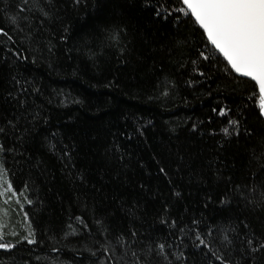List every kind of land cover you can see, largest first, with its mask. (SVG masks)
Masks as SVG:
<instances>
[{"label":"trees","instance_id":"1","mask_svg":"<svg viewBox=\"0 0 264 264\" xmlns=\"http://www.w3.org/2000/svg\"><path fill=\"white\" fill-rule=\"evenodd\" d=\"M20 3L0 0V26L13 37L0 36V126L7 129L0 162L17 192L27 185L32 203L0 197V223L15 243L27 235V212L37 243L0 249V264H136L132 252L142 258L158 242L185 254L169 256L174 264H220L212 251L239 260V236L228 232V244L221 229L242 235L244 221L249 232L264 233V209L233 199L228 183H249L256 171L249 161L264 120L253 82L226 75L210 47L216 58L199 62L206 75L194 72L201 31L156 17L145 0H29L32 11L24 13ZM12 15L23 31L9 23ZM113 33L117 39H109ZM230 119L240 121L239 137L222 132H231ZM197 231L211 250L196 247ZM122 234L125 247L116 243Z\"/></svg>","mask_w":264,"mask_h":264},{"label":"snow or ice","instance_id":"2","mask_svg":"<svg viewBox=\"0 0 264 264\" xmlns=\"http://www.w3.org/2000/svg\"><path fill=\"white\" fill-rule=\"evenodd\" d=\"M36 2L38 3V0ZM73 3L75 5L84 3L87 6V0H73ZM28 4L29 0H21V3L18 5L19 12H31L32 9L27 7ZM145 6L152 7L155 16L158 18L162 17L165 20H170L174 16V22L177 26L190 21L194 29L200 30L205 44L204 49L199 51L197 60L191 61L193 71L198 72L202 77L206 75L204 71H201L202 65L199 62L216 58L208 54L210 47L215 54H218V57H222V60L217 58V64H224L222 71L226 75H231L233 78H247V81L254 82V86L258 88L259 92L258 118H264V0H157V3L154 5L151 3V0H145ZM39 10L44 17H48L47 11H44L42 8ZM7 19L10 24L15 25L17 29L23 31L19 26L17 15L9 16ZM23 19L27 20L28 17L24 16ZM0 36L7 37L8 40L13 39L3 26H0ZM117 36L118 33H113L109 39H117ZM175 46L177 48L183 47V41H175ZM15 55L18 59H27L20 52H16ZM17 83L20 82L17 81ZM188 83L192 84L193 81L189 80ZM21 90L26 91L23 88ZM162 95H169L167 84L164 86ZM255 95L256 93H253L249 99L255 98ZM212 111L216 112L217 109L213 108ZM229 112L230 109L227 107H220L218 114L226 116ZM7 123L13 129L17 127L12 120H9ZM228 123L232 125L231 132L228 127L223 128L222 132L226 136L235 135L239 137L242 134L240 121L230 119ZM196 127V124L192 125L193 130ZM138 131L143 135L142 130L138 129ZM0 134L6 135L7 129L0 126ZM243 134L249 139L254 135L251 128L245 129ZM5 150V145L0 142V153L5 152ZM8 150L10 151L11 149ZM249 163L250 165L254 163L256 167V171L252 173L249 183L233 184L232 178L229 177L228 183L231 185L229 192L232 194V198L237 199L238 202L264 209V137H261L257 146L252 149ZM160 172L165 173V175L167 174L163 167L160 168ZM26 191L27 185H25V189L17 192L10 180L8 170L4 163L0 162V197H7L8 201H11L13 197L23 196L26 203L31 204L32 201L27 198ZM175 195L179 196L180 193L176 192ZM208 199H211V197ZM8 201L5 202L7 203ZM228 202L224 198L221 199L222 204ZM165 207L167 208V206ZM24 220L26 222L27 235L21 236L15 243L5 239V226L0 223V249L5 251L14 249L23 241H26L28 244L37 243L27 212L24 213ZM77 220L82 224L84 223L81 217H77ZM96 223L99 225L101 221L97 220ZM192 223L196 225L199 222L193 220ZM176 224L177 221L173 220L172 226H176ZM249 227L248 223L241 221L240 231L243 233L242 235L237 232L236 227L227 226L221 229V232L224 233L223 240L227 241L228 244H232L227 235L228 232L237 233L239 236L241 241V246L238 249L240 259L233 261L223 253L217 254L216 251H212L211 255L215 260L219 261L220 264H261V261L264 260V233L257 235L254 230L249 232ZM180 231L183 232L184 229L181 228ZM213 231L214 228H209L208 235L211 236ZM11 235H17L15 230L11 232ZM65 235L67 236L69 233ZM130 236L132 244H134L138 233L132 230ZM196 239L199 241L196 245L197 248L203 245L205 248L211 250L209 241L202 237L199 231L196 232ZM116 243L121 247H125V237L123 234L117 237ZM101 247L106 253L110 251L115 252V246L110 249L107 244H102ZM171 247V245L158 242L155 244V247L148 245L142 258L137 256L135 251L132 252V255L136 257V264H152L153 258H162L167 264H174L173 260L169 259V256L174 257L175 261H180L181 258L187 259L183 252L168 251ZM52 251L55 252L57 249L54 247Z\"/></svg>","mask_w":264,"mask_h":264},{"label":"water","instance_id":"3","mask_svg":"<svg viewBox=\"0 0 264 264\" xmlns=\"http://www.w3.org/2000/svg\"><path fill=\"white\" fill-rule=\"evenodd\" d=\"M247 79V78H246ZM253 84H254V82H253ZM258 89V88H257ZM259 93V92H258ZM263 120H264V118H263Z\"/></svg>","mask_w":264,"mask_h":264}]
</instances>
